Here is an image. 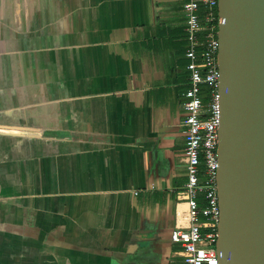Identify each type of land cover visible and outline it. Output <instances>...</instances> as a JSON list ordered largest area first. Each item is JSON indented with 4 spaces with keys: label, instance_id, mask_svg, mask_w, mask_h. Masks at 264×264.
Here are the masks:
<instances>
[{
    "label": "crops",
    "instance_id": "1",
    "mask_svg": "<svg viewBox=\"0 0 264 264\" xmlns=\"http://www.w3.org/2000/svg\"><path fill=\"white\" fill-rule=\"evenodd\" d=\"M187 0H0V264H185Z\"/></svg>",
    "mask_w": 264,
    "mask_h": 264
},
{
    "label": "water",
    "instance_id": "2",
    "mask_svg": "<svg viewBox=\"0 0 264 264\" xmlns=\"http://www.w3.org/2000/svg\"><path fill=\"white\" fill-rule=\"evenodd\" d=\"M216 249L220 264H264V0L218 2Z\"/></svg>",
    "mask_w": 264,
    "mask_h": 264
},
{
    "label": "built area",
    "instance_id": "3",
    "mask_svg": "<svg viewBox=\"0 0 264 264\" xmlns=\"http://www.w3.org/2000/svg\"><path fill=\"white\" fill-rule=\"evenodd\" d=\"M218 2L187 0L184 4L189 72L188 89L183 94L188 113L184 122V162L188 180L177 197L187 205V212H178V218L184 219L185 225H177L171 240L183 247L185 264H220L216 249L220 220L217 175L221 124ZM204 88L208 90L207 103L203 102Z\"/></svg>",
    "mask_w": 264,
    "mask_h": 264
},
{
    "label": "trees",
    "instance_id": "4",
    "mask_svg": "<svg viewBox=\"0 0 264 264\" xmlns=\"http://www.w3.org/2000/svg\"><path fill=\"white\" fill-rule=\"evenodd\" d=\"M218 11V10H217ZM202 94L204 95V98H203V102L204 103H207L209 98H208V90L206 88H204L202 90ZM200 203H201V206L204 207L205 206V202L203 201V199L200 200Z\"/></svg>",
    "mask_w": 264,
    "mask_h": 264
}]
</instances>
